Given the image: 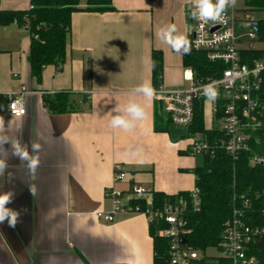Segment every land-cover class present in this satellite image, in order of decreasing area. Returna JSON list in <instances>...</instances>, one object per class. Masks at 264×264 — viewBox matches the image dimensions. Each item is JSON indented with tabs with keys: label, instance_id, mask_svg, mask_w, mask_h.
<instances>
[{
	"label": "crops",
	"instance_id": "obj_1",
	"mask_svg": "<svg viewBox=\"0 0 264 264\" xmlns=\"http://www.w3.org/2000/svg\"><path fill=\"white\" fill-rule=\"evenodd\" d=\"M113 9L80 11L71 17L67 53L62 66H47L40 82L29 62L31 36L16 22L0 26V95L26 87L27 114H2L0 160L8 167L0 175V194L14 192L8 207L28 209L22 222L0 224V264H153V237L144 213L128 207L133 186L177 195L196 187L192 170L197 157L188 152L189 140H173L155 131L162 105L156 97L132 95L147 83L154 90L152 53L163 55L160 85L188 89L183 55L159 39L162 27L176 25L189 38L193 0H112ZM30 0H2L0 10L23 11ZM185 83L188 86H185ZM157 87V88H158ZM72 93L77 111L49 114L43 95ZM135 99L146 112L131 131L112 129L114 109ZM205 121L212 128L210 105ZM41 144L39 166L30 174L26 162L13 155L12 143ZM141 151L135 155L130 149ZM119 166L125 178H116ZM11 173V176L9 175ZM34 186L35 195L29 187ZM107 190L123 194L122 211L113 222L97 218L110 213Z\"/></svg>",
	"mask_w": 264,
	"mask_h": 264
},
{
	"label": "built area",
	"instance_id": "obj_2",
	"mask_svg": "<svg viewBox=\"0 0 264 264\" xmlns=\"http://www.w3.org/2000/svg\"><path fill=\"white\" fill-rule=\"evenodd\" d=\"M259 33V20L248 9L230 7L222 21L209 22L203 27L200 21L193 19L189 36L191 48L210 65L207 75L197 78L195 71L188 68L185 72V79L191 83L188 89H168L162 85L155 89L157 101L178 128H189L193 124L197 103L210 105L212 128L216 127L223 136L212 142L202 133L190 136V155H214L220 149L233 159L248 154L250 166H264V60L249 55L259 43ZM29 94L24 86L4 94L0 115H26ZM13 101L17 102L15 116L10 106ZM116 178H125L119 166ZM130 193L133 197L145 198L148 191L133 186ZM105 195L113 201L112 211L99 212L96 216L113 222L114 215L122 211L123 194L107 190ZM199 207V190L195 187L189 192V200L180 199L144 212L149 224L159 225L157 235L169 241L170 264H258L255 253L264 244V199L260 212H255L247 199L234 205L220 242L214 247L220 253L218 257L207 255L210 248L195 249L188 242L185 210Z\"/></svg>",
	"mask_w": 264,
	"mask_h": 264
},
{
	"label": "trees",
	"instance_id": "obj_3",
	"mask_svg": "<svg viewBox=\"0 0 264 264\" xmlns=\"http://www.w3.org/2000/svg\"><path fill=\"white\" fill-rule=\"evenodd\" d=\"M246 4L250 11H264V0H246ZM112 9V0H30V8L27 10H0V26L16 22L28 29L31 36L29 56L31 73L37 82H40L45 67L52 65L59 68L65 61L73 13L80 11L103 13ZM258 20L259 42L263 48L254 50L249 55L264 60V19ZM182 55L184 67L192 68L197 78L207 75L210 65L202 55L195 53L192 48L189 54ZM162 77L163 55L160 51H153L152 80L155 88L161 83ZM4 103L5 99L0 95V105ZM43 106L52 115L77 111L72 101V93L64 91L44 94ZM155 131L168 133L173 140H184L196 133L206 135L210 142L223 136L216 127H207L204 104L200 102L196 104L194 122L189 128L174 126L160 107L155 115ZM200 157L201 164L192 170L199 190L200 207L198 210L186 209L184 218L189 229L188 242L195 249L205 251L218 246L225 223L231 218L235 204L240 205L241 201L247 199L255 212L262 210L264 166H250L248 154H241L237 159H233L220 149L216 150L214 155ZM180 199L189 200V193L166 195L153 192L151 203L145 198L134 197L128 207L144 213L148 209L155 210L166 204L177 203ZM159 228L157 223L150 224L154 250L153 264H170V244L167 239L157 235ZM255 256L258 264H264V244H261Z\"/></svg>",
	"mask_w": 264,
	"mask_h": 264
},
{
	"label": "clouds",
	"instance_id": "obj_4",
	"mask_svg": "<svg viewBox=\"0 0 264 264\" xmlns=\"http://www.w3.org/2000/svg\"><path fill=\"white\" fill-rule=\"evenodd\" d=\"M237 0H193V10L191 11V18L201 22V27L207 25L209 22H220L224 19V14L230 7H235ZM159 39L167 43L172 49L181 54H189L191 51V42L187 36L178 33L176 25L169 24L162 27L158 33ZM199 38V34H198ZM155 90L147 83L140 84L132 89V95H142L149 99L155 96ZM16 101H13L11 111L13 115H17ZM114 115L110 120V127L112 129H123L124 131H131L136 127V122L142 120L146 116L144 106L135 99L129 100L125 105L118 106L114 109ZM5 126V121L0 116V129ZM8 142L6 137H0V145ZM13 155L19 160L26 162L30 174L35 175L36 169L39 166V155L41 144L31 142L30 148L32 155L29 152V144H21L19 140L12 143ZM133 155L139 153L141 149H130ZM8 165L5 160H0V175H3ZM11 176V173H9ZM29 190L32 195H35L34 186H30ZM15 193L5 192L0 194V224L7 222L8 227L15 229L18 223L22 222V216L28 213V209L24 208L16 210L8 207L13 202Z\"/></svg>",
	"mask_w": 264,
	"mask_h": 264
},
{
	"label": "rangeland",
	"instance_id": "obj_5",
	"mask_svg": "<svg viewBox=\"0 0 264 264\" xmlns=\"http://www.w3.org/2000/svg\"><path fill=\"white\" fill-rule=\"evenodd\" d=\"M235 8L238 10H245V9L250 10V8L246 4V0H237ZM252 12L258 19H264V11H252ZM262 48H263V45H261L260 42L255 44V50H261ZM185 86L187 87L188 84L185 83ZM200 164H201V159L197 157V165H200ZM207 255L209 257H218L220 253L217 248H210L207 251Z\"/></svg>",
	"mask_w": 264,
	"mask_h": 264
}]
</instances>
